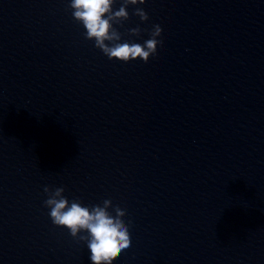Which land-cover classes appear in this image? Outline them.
I'll use <instances>...</instances> for the list:
<instances>
[{
    "label": "water",
    "instance_id": "water-1",
    "mask_svg": "<svg viewBox=\"0 0 264 264\" xmlns=\"http://www.w3.org/2000/svg\"><path fill=\"white\" fill-rule=\"evenodd\" d=\"M69 3L0 0V264H91L44 186L126 211L112 264H264V0L129 5L120 42L162 28L147 63L109 60Z\"/></svg>",
    "mask_w": 264,
    "mask_h": 264
},
{
    "label": "clouds",
    "instance_id": "clouds-1",
    "mask_svg": "<svg viewBox=\"0 0 264 264\" xmlns=\"http://www.w3.org/2000/svg\"><path fill=\"white\" fill-rule=\"evenodd\" d=\"M116 0H70L72 18L83 26L86 40L94 41L98 48L109 60L128 63L139 58L147 63L150 57H155L157 47L163 45L162 28L156 24L149 32V39L143 44L130 41L120 42L122 34L114 25H123L129 19L126 10L129 5H143L145 0H120L118 10L113 9ZM133 15L141 22L148 20L147 13L140 7L134 9ZM129 35L139 36L141 29H128ZM47 199L44 207L50 209L49 217L54 226L66 228L70 236L78 241L86 242L90 251L91 264H112L120 254L131 246L129 221L125 223L123 217L126 211L118 205L113 206L110 199L102 201V205L82 206L78 198L69 201L63 195L64 188L44 186ZM112 207L115 215L108 209ZM86 235H78L79 233Z\"/></svg>",
    "mask_w": 264,
    "mask_h": 264
}]
</instances>
